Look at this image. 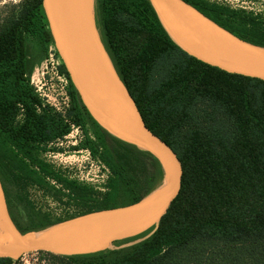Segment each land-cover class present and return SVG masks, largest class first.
Segmentation results:
<instances>
[{"label": "trees", "instance_id": "trees-1", "mask_svg": "<svg viewBox=\"0 0 264 264\" xmlns=\"http://www.w3.org/2000/svg\"><path fill=\"white\" fill-rule=\"evenodd\" d=\"M235 37L264 47V19L203 0H183ZM100 41L145 126L176 154L180 189L156 228L114 248L53 264H264V80L227 73L182 51L149 0H94ZM34 46L35 58L27 50ZM53 45L42 0H22L0 22V182L22 235L58 222L34 205L28 187L74 214L127 206L163 179L150 153L104 130L68 80L65 116L43 106L30 84ZM21 117V119H19ZM76 126L86 150L107 171L103 191L46 163L48 144ZM19 260V259H18ZM18 260L0 258V264Z\"/></svg>", "mask_w": 264, "mask_h": 264}, {"label": "water", "instance_id": "water-1", "mask_svg": "<svg viewBox=\"0 0 264 264\" xmlns=\"http://www.w3.org/2000/svg\"><path fill=\"white\" fill-rule=\"evenodd\" d=\"M149 1L169 37L186 54L227 73L264 80V47L235 37L183 0ZM42 9L53 46L89 115L109 134L153 155L162 167L163 179L136 203L85 214L24 235L9 216L0 182V214L6 236L5 243L0 244V258L13 260L37 251L57 252L62 256L99 252L114 248L115 242L156 228L177 195L182 176L176 154L145 126L116 74L95 25L94 0V31L126 98L108 88L88 61L76 59L72 54L63 34L59 0H42ZM224 37L235 41L239 49L225 47L221 43ZM11 231L14 238L9 239Z\"/></svg>", "mask_w": 264, "mask_h": 264}, {"label": "rangeland", "instance_id": "rangeland-1", "mask_svg": "<svg viewBox=\"0 0 264 264\" xmlns=\"http://www.w3.org/2000/svg\"><path fill=\"white\" fill-rule=\"evenodd\" d=\"M22 0H0V22L10 12V8ZM210 4L224 5L233 10H241L253 15H259L264 19V0H203ZM93 11V0H92ZM27 50L35 58V48L30 40L26 43ZM50 48L54 49L50 50ZM61 60L53 45H49L45 57L33 67L31 75L33 79L40 77L41 72L55 77L60 75ZM56 85L50 81H42L41 89L45 93L56 91ZM21 119V117H19ZM84 136L80 128L71 126L68 134L48 144L54 151L41 153L40 157L53 168L59 170L68 179L75 180L79 184L92 186L96 191H103L106 182L107 171L93 160L86 150H73L83 140ZM28 196L34 205L52 220H59L56 224H63L66 218L73 215L71 206H64L36 188L28 187ZM55 225V224H54ZM50 255L62 256L57 252L37 251L22 255L16 264H53Z\"/></svg>", "mask_w": 264, "mask_h": 264}, {"label": "bare ground", "instance_id": "bare-ground-1", "mask_svg": "<svg viewBox=\"0 0 264 264\" xmlns=\"http://www.w3.org/2000/svg\"><path fill=\"white\" fill-rule=\"evenodd\" d=\"M63 34L67 45L76 59L86 60L95 68L108 88L118 96L126 94L107 61L100 47L93 26L91 0H59ZM221 43L233 50L239 49L237 43L228 38H221ZM12 231L8 238H14ZM6 236L0 214V244L5 243Z\"/></svg>", "mask_w": 264, "mask_h": 264}, {"label": "built area", "instance_id": "built-area-1", "mask_svg": "<svg viewBox=\"0 0 264 264\" xmlns=\"http://www.w3.org/2000/svg\"><path fill=\"white\" fill-rule=\"evenodd\" d=\"M50 50H53L50 48ZM60 72V70H59ZM42 81H50L55 83L56 91L51 93H45L41 89ZM30 84L33 86L35 93L41 100L43 106H47L56 113L65 116L68 110L70 109V95L68 90V80L63 73L60 72V75L55 77L47 75V72H41L40 77L33 79V74L30 75Z\"/></svg>", "mask_w": 264, "mask_h": 264}]
</instances>
